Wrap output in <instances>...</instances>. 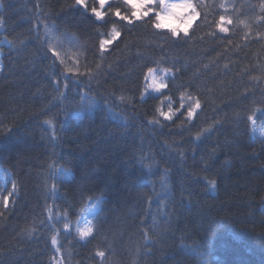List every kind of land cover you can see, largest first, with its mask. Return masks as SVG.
I'll use <instances>...</instances> for the list:
<instances>
[{"label": "trees", "instance_id": "1", "mask_svg": "<svg viewBox=\"0 0 264 264\" xmlns=\"http://www.w3.org/2000/svg\"><path fill=\"white\" fill-rule=\"evenodd\" d=\"M193 3L178 38L155 13L113 16L130 14L123 0L103 20L74 0H0V193L18 188L0 206V264H264V0ZM150 67L171 69L155 94ZM91 206L95 231L81 238L73 226Z\"/></svg>", "mask_w": 264, "mask_h": 264}, {"label": "snow or ice", "instance_id": "2", "mask_svg": "<svg viewBox=\"0 0 264 264\" xmlns=\"http://www.w3.org/2000/svg\"><path fill=\"white\" fill-rule=\"evenodd\" d=\"M109 0H98L99 8L93 6L89 9L88 7V0H74V6L78 5L81 8L85 9L86 11H90L91 14L97 19V20H103L106 15H108V12L104 11L105 5L108 4ZM124 4L128 6L130 9L129 13H121L120 9H111L109 8V12L113 15L118 17L122 21H126L129 24L134 23L135 21H141L145 18L149 17L153 13H155V19L151 21L153 26L156 29H164L167 28L171 31V34L176 37H180L181 33L184 35H188L189 28L192 26L195 19L198 18L199 13L197 11V5L193 3V0H179V2H169V0H123ZM160 8V11L156 10V7ZM221 7H225V5H221ZM261 10L264 11V3L260 5ZM177 18L182 19L185 21V23L179 27L176 28L174 26L167 27L165 26L162 21L165 19L175 21ZM260 19L264 20V17H260ZM233 21L231 18L221 15L217 21H215L216 29L221 33H229L230 28L228 25L232 24ZM45 28H47V25H45ZM215 33H213L214 35ZM121 33L119 31H113L110 36L106 39H102L101 45H100V52L104 53L107 48L115 41L118 37H120ZM231 43V41H229ZM53 56H55L57 59L60 60V63L62 65H65V60L60 56V54L53 50ZM76 65H79V61H76ZM99 67V65H97ZM64 72L68 73L69 75H88L91 76V70L81 73L79 67H67L65 66L63 69ZM156 69L154 68H148V77L151 79V83L148 85V87L152 88L155 91H161L162 89L167 87V84L164 82L163 77H156L154 75ZM165 74H167L171 69H163ZM57 84H60L59 79H57ZM63 87H67L66 84H63ZM61 97L63 96V93L60 94ZM118 99L120 101H124V96H119ZM191 103L188 106L186 117L188 120H194L197 115L199 109H201V102L199 99H194L192 97L188 98ZM183 107V104L181 105ZM161 116H163L165 119H171V109L169 112H165L162 109H158ZM249 121H251L253 124L256 123V120L253 115H249L247 117ZM45 123L52 125V120H45ZM159 123V121H156ZM10 131V129H9ZM208 131L207 128L203 129L200 133L197 134L198 138L200 135H203V132ZM51 167V165H50ZM211 186H215L214 182H211ZM55 188V185H53V189ZM18 188L17 185L14 183L12 186V190L7 193V195H3L0 193V206H2L3 209H7L9 205L14 204V200L12 197L17 193ZM4 214L3 211H0V216ZM65 228L68 227V224L64 225ZM95 231L94 225L89 222V224L85 225L83 228H79L78 232L81 238H89L92 237ZM143 231V229H142ZM51 243L53 246H57L58 241L57 237L53 235L51 237ZM57 252L60 251L59 247L56 248ZM97 256L104 258L106 256V252L103 250H98L96 253ZM52 259H55L54 257ZM56 264H60L59 261H56Z\"/></svg>", "mask_w": 264, "mask_h": 264}, {"label": "rangeland", "instance_id": "3", "mask_svg": "<svg viewBox=\"0 0 264 264\" xmlns=\"http://www.w3.org/2000/svg\"><path fill=\"white\" fill-rule=\"evenodd\" d=\"M169 2H179V0H169ZM169 74H170L169 72L167 74H165V72L160 73L157 70L154 73V75L156 77H163L164 82H165L166 77L169 76ZM147 81L149 84L151 83V79L149 77L147 78ZM150 91L154 94L159 92V91L153 90L152 88H150ZM96 212H97V207H95V206L88 207L87 209H85L84 212L81 214L80 219L73 226L74 232H76L79 235L78 229L83 228L85 225L89 224V221H91L93 219Z\"/></svg>", "mask_w": 264, "mask_h": 264}, {"label": "clouds", "instance_id": "4", "mask_svg": "<svg viewBox=\"0 0 264 264\" xmlns=\"http://www.w3.org/2000/svg\"><path fill=\"white\" fill-rule=\"evenodd\" d=\"M162 23H163L165 26H167V27L174 26V27H176V28H179V27H181V26L185 23V21H183V20L180 19V18H177V20H175V21L165 19V20L162 21ZM170 106H171V105H169V107H170Z\"/></svg>", "mask_w": 264, "mask_h": 264}, {"label": "bare ground", "instance_id": "5", "mask_svg": "<svg viewBox=\"0 0 264 264\" xmlns=\"http://www.w3.org/2000/svg\"><path fill=\"white\" fill-rule=\"evenodd\" d=\"M90 222V221H89Z\"/></svg>", "mask_w": 264, "mask_h": 264}]
</instances>
